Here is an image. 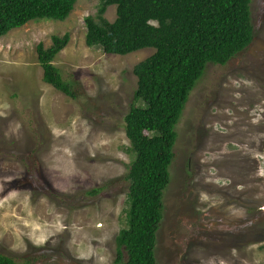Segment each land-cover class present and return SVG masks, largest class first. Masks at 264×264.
<instances>
[{
  "label": "rangeland",
  "instance_id": "374dc122",
  "mask_svg": "<svg viewBox=\"0 0 264 264\" xmlns=\"http://www.w3.org/2000/svg\"><path fill=\"white\" fill-rule=\"evenodd\" d=\"M99 0L64 21H31L0 38V252L17 264H114L127 227L134 154L125 133L151 47L108 54L85 42ZM116 18V6L105 13ZM254 37L209 63L176 125L157 264H264V0ZM69 33L54 58L77 98L43 79L36 46ZM94 193H88L95 190Z\"/></svg>",
  "mask_w": 264,
  "mask_h": 264
},
{
  "label": "trees",
  "instance_id": "16d2710c",
  "mask_svg": "<svg viewBox=\"0 0 264 264\" xmlns=\"http://www.w3.org/2000/svg\"><path fill=\"white\" fill-rule=\"evenodd\" d=\"M77 0H0V38L31 21L66 20ZM252 0H99L95 16L85 17V42L105 53L127 55L151 47L155 53L136 64L137 89L125 116L134 158L129 183L128 225L116 237L114 264H157V231L178 137L176 125L209 63L226 65L252 43ZM116 6V18L104 13ZM36 46L43 79L77 98L54 58L68 45L69 33ZM95 190H90L92 194ZM0 264H17L0 252Z\"/></svg>",
  "mask_w": 264,
  "mask_h": 264
}]
</instances>
